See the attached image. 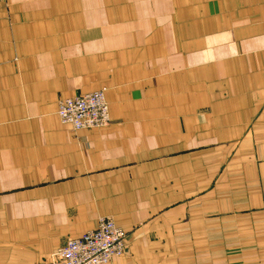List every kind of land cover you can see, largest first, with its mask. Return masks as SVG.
<instances>
[{
  "label": "crops",
  "instance_id": "obj_1",
  "mask_svg": "<svg viewBox=\"0 0 264 264\" xmlns=\"http://www.w3.org/2000/svg\"><path fill=\"white\" fill-rule=\"evenodd\" d=\"M100 90L108 127L62 124ZM102 218L110 264H264V0H0V264Z\"/></svg>",
  "mask_w": 264,
  "mask_h": 264
},
{
  "label": "built area",
  "instance_id": "obj_2",
  "mask_svg": "<svg viewBox=\"0 0 264 264\" xmlns=\"http://www.w3.org/2000/svg\"><path fill=\"white\" fill-rule=\"evenodd\" d=\"M57 115L74 131L103 129L110 125L105 91L61 100ZM128 234L109 218L99 220L95 229L70 239L50 260L40 264H110L127 251Z\"/></svg>",
  "mask_w": 264,
  "mask_h": 264
}]
</instances>
